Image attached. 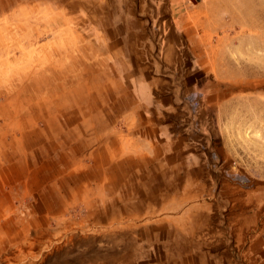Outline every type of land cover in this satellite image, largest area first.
I'll use <instances>...</instances> for the list:
<instances>
[{
  "label": "crops",
  "instance_id": "1",
  "mask_svg": "<svg viewBox=\"0 0 264 264\" xmlns=\"http://www.w3.org/2000/svg\"><path fill=\"white\" fill-rule=\"evenodd\" d=\"M33 2V12L49 13L27 25L49 30L32 37L48 45L38 52L47 63L26 73L33 79L23 80L15 103L4 102L16 116L0 131V188L34 197L35 219H60L83 205L94 220L129 221L134 240L137 232L146 240L175 236L182 252L224 246L219 235L228 221L246 264H264L260 210L248 206L249 189L260 184L226 174L217 83L197 49L199 7L187 0ZM17 9L30 11L25 3ZM192 92L202 98L196 113L186 100Z\"/></svg>",
  "mask_w": 264,
  "mask_h": 264
},
{
  "label": "rangeland",
  "instance_id": "2",
  "mask_svg": "<svg viewBox=\"0 0 264 264\" xmlns=\"http://www.w3.org/2000/svg\"><path fill=\"white\" fill-rule=\"evenodd\" d=\"M33 1L0 0V131L7 118L16 116L4 102L15 103L20 84L33 79L26 73L47 63L40 61L38 52L48 51V45L34 44L32 37H47L49 30L27 25L48 21L49 13L33 12ZM23 3L29 13L17 9ZM187 4L199 7L197 49L202 68L217 83L215 115L225 142L226 174L234 182L260 184L249 189L248 206L257 204L264 232V0H187ZM89 52L96 53V47L90 45ZM18 191L0 188V264H230L232 258L236 264H246L243 244H238L228 221V232L219 235L224 246L218 243L210 252H182L175 236L146 240L137 232L134 240L136 232L127 230L129 221L94 220L83 205L69 206L60 219H35L40 206L34 197L23 198Z\"/></svg>",
  "mask_w": 264,
  "mask_h": 264
},
{
  "label": "built area",
  "instance_id": "3",
  "mask_svg": "<svg viewBox=\"0 0 264 264\" xmlns=\"http://www.w3.org/2000/svg\"><path fill=\"white\" fill-rule=\"evenodd\" d=\"M187 102L190 104L193 113L198 112L202 105L201 94L197 92H192L186 96Z\"/></svg>",
  "mask_w": 264,
  "mask_h": 264
}]
</instances>
